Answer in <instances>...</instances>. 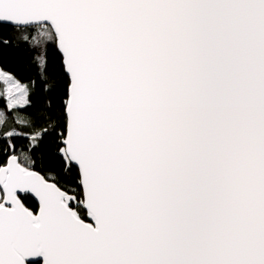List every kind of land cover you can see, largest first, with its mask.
<instances>
[{
    "label": "snow or ice",
    "instance_id": "1",
    "mask_svg": "<svg viewBox=\"0 0 264 264\" xmlns=\"http://www.w3.org/2000/svg\"><path fill=\"white\" fill-rule=\"evenodd\" d=\"M0 264H264V0H0Z\"/></svg>",
    "mask_w": 264,
    "mask_h": 264
},
{
    "label": "trees",
    "instance_id": "2",
    "mask_svg": "<svg viewBox=\"0 0 264 264\" xmlns=\"http://www.w3.org/2000/svg\"><path fill=\"white\" fill-rule=\"evenodd\" d=\"M32 53L26 52L23 48L5 50L0 56V68L7 72H12L21 80L27 81L35 74V70H29V62Z\"/></svg>",
    "mask_w": 264,
    "mask_h": 264
}]
</instances>
